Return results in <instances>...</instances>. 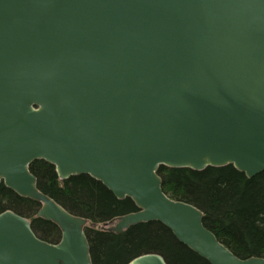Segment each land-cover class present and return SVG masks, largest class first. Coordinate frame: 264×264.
Here are the masks:
<instances>
[{"label": "water", "instance_id": "obj_1", "mask_svg": "<svg viewBox=\"0 0 264 264\" xmlns=\"http://www.w3.org/2000/svg\"><path fill=\"white\" fill-rule=\"evenodd\" d=\"M34 161L133 202L105 232L159 222L208 264H264L235 257L158 175L264 172V0H0V184L60 232L49 243L0 213V264H92L87 220L38 190Z\"/></svg>", "mask_w": 264, "mask_h": 264}, {"label": "trees", "instance_id": "obj_2", "mask_svg": "<svg viewBox=\"0 0 264 264\" xmlns=\"http://www.w3.org/2000/svg\"><path fill=\"white\" fill-rule=\"evenodd\" d=\"M30 172L40 192L68 213L87 220L84 233L92 264H127L142 254L160 255L167 264H208L159 222L132 226L120 235L101 230L109 221L137 210L129 199L117 200L89 176L60 181L54 167L43 161H34ZM158 175L163 193L198 208L205 228L235 257L264 259V172L247 179L232 166L201 172L161 167ZM38 208L39 204L18 197L0 184V213L9 210L28 219L38 238L57 242L58 228L36 218Z\"/></svg>", "mask_w": 264, "mask_h": 264}]
</instances>
